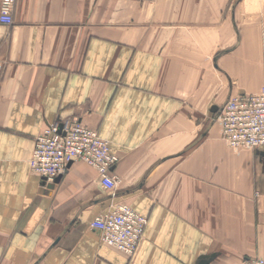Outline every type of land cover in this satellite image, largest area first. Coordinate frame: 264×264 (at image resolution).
Here are the masks:
<instances>
[{
  "label": "crops",
  "instance_id": "crops-1",
  "mask_svg": "<svg viewBox=\"0 0 264 264\" xmlns=\"http://www.w3.org/2000/svg\"><path fill=\"white\" fill-rule=\"evenodd\" d=\"M13 19L0 23V264L264 259V147H230L216 121L264 88V0H17ZM73 117L120 157L114 190L79 161L54 183L32 173L36 137ZM118 203L148 219L133 257L90 227Z\"/></svg>",
  "mask_w": 264,
  "mask_h": 264
},
{
  "label": "built area",
  "instance_id": "built-area-1",
  "mask_svg": "<svg viewBox=\"0 0 264 264\" xmlns=\"http://www.w3.org/2000/svg\"><path fill=\"white\" fill-rule=\"evenodd\" d=\"M16 1L1 0L0 23L12 25ZM216 121L221 123L224 140L230 147H264V88L258 93L230 97L218 110ZM77 161L96 169L103 187L114 190L120 157L112 151L108 140L76 117L56 120L41 131L36 137L30 169L49 184ZM147 222V217L130 205L118 203L94 218L90 227L101 232L104 244L133 257ZM242 264H264V259L249 258Z\"/></svg>",
  "mask_w": 264,
  "mask_h": 264
},
{
  "label": "water",
  "instance_id": "water-1",
  "mask_svg": "<svg viewBox=\"0 0 264 264\" xmlns=\"http://www.w3.org/2000/svg\"><path fill=\"white\" fill-rule=\"evenodd\" d=\"M216 111H217V108L213 109V112H216ZM59 178H60V177H59ZM59 178H58V179H59ZM58 179H57V180H58ZM57 180H56V181H57ZM200 264H207V261H202Z\"/></svg>",
  "mask_w": 264,
  "mask_h": 264
}]
</instances>
